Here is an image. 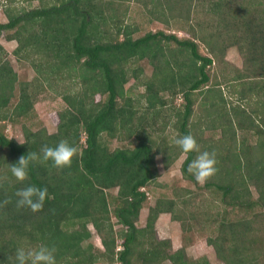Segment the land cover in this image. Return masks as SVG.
<instances>
[{
    "label": "trees",
    "instance_id": "trees-1",
    "mask_svg": "<svg viewBox=\"0 0 264 264\" xmlns=\"http://www.w3.org/2000/svg\"><path fill=\"white\" fill-rule=\"evenodd\" d=\"M33 1L39 5L5 10L8 20L0 22V37L17 43L13 55L28 60L36 74L30 82L20 81L2 59L0 44V123L31 118L45 90L56 92L66 107L53 133L24 127L23 145L0 128V262L13 264L17 247L43 243L56 248L57 264H210L206 257L189 259L184 245L173 250L170 241L156 235L162 214L181 222L182 232L190 231L192 225L179 213V204H193L190 190L177 194V200L158 199L148 208L145 225H136L148 200L142 189L158 175L156 158L169 168L184 154L174 139L191 134L200 151L217 155V172L203 188L220 192L221 203L243 214L237 220L213 219L207 243L222 264L263 263L264 0H174L162 15L148 13L165 24L171 16L182 18L180 25L184 22L183 30L192 38L183 40L163 31L134 37L139 26L126 22L125 8L112 5L123 0H22ZM192 7L212 26L194 23ZM232 47L243 65L222 74L236 96L229 106L220 84L209 87L207 68L213 58L225 60ZM143 60L153 70L141 79ZM130 79L141 92L125 88ZM62 82L67 84L58 89ZM176 96L182 107L173 105ZM199 101L201 112H196ZM216 129L219 139L211 134ZM205 131L211 138L204 137ZM238 132L250 133L254 143L240 140ZM61 140L77 148L71 167L57 170L36 160L26 181L11 175L8 164ZM184 155L183 178L197 184L188 172L197 153ZM29 184L48 191L42 210L35 213L15 203V192ZM250 186L257 191L255 199ZM90 227L101 247L92 243Z\"/></svg>",
    "mask_w": 264,
    "mask_h": 264
},
{
    "label": "rangeland",
    "instance_id": "rangeland-1",
    "mask_svg": "<svg viewBox=\"0 0 264 264\" xmlns=\"http://www.w3.org/2000/svg\"><path fill=\"white\" fill-rule=\"evenodd\" d=\"M113 2L114 3L112 5L114 7L116 5L120 10L124 8L126 9L127 23L139 26V30L136 32L134 37H140L148 31H152L154 33L157 31H163L166 35H175L180 40H183L185 38L192 39L191 36L188 37V35L185 34V30H183L187 27L185 26L184 22L182 25H180V23L182 22V18L179 20L174 19L173 16H171L169 24H165L162 23L163 21L152 20V17L148 14L150 11L153 10L155 15H162V13H164L163 7L165 6L167 9V5H169L170 2L171 4H173L174 0H123ZM6 3V0H0L1 23H6L8 20L5 14V10L7 9H9L8 11L10 12L11 10H13L12 12H15L21 11L22 9H31L39 5L37 1L22 2V0H13L9 4ZM112 5L111 7L113 8ZM194 9L195 7H192V21L194 23L197 22L200 25L205 24L206 26L207 24L209 27H211L212 20L208 21L204 18L203 14H197V10ZM181 11L182 9L179 12ZM163 17L166 19L165 16ZM196 43L198 45L199 52L202 55H207V50L204 45L200 42ZM0 44L4 49V52L1 53L2 59H6L10 62L14 71L17 73L20 81L30 82L36 76V74L33 71L28 60H18L13 55V51L17 47V43L15 41H7L5 36H2L0 37ZM173 48H177L176 45H173ZM242 59L243 58L240 56L238 50L235 47L228 48L225 53V60H227L228 62H226L223 58L221 60H216L215 58H213V64L210 68H207L208 75L211 78V83H209V87H212V85H214L215 83L220 84V87L224 89L223 92L225 97L229 99L231 103H229V106H232L233 103L235 104L236 96L234 94L229 93V83H225L226 81L224 80L227 77L223 76L222 74L227 73L229 70H236V68H242ZM139 67L142 68L141 79H143L144 77L147 78L152 74L153 69L151 65L147 63L146 60L141 61ZM66 84L67 83L62 82L56 87L60 89ZM132 87H134V93L142 91V88L140 86L136 87L134 79H130V81L125 86L126 89H130ZM238 88L240 90V87ZM16 102L17 97L12 100L11 105L13 106ZM174 102L175 103L173 105L177 108L182 107L184 103L180 96H176ZM199 104L200 101L199 103H197V106H195L196 112H201ZM65 107V104L63 103L61 98L56 94V92H54L53 90H45L37 98V101L34 106L35 113L31 114V118H17L15 122H2L0 123V128L8 138L15 139L17 142H24V127L32 129L33 132H36L39 129L45 127L49 133H53L57 129L58 114ZM219 119L224 120V118L222 117ZM225 121L227 123V119H225ZM228 127L229 125L227 123L225 129H227ZM229 131L227 132L228 135L230 134ZM220 133V130L216 129V131L212 132L211 134L218 137L220 136ZM211 134L209 131H205L204 137L211 138ZM243 137L249 143L253 144L255 141L250 133L242 134L241 132H238V138L241 140ZM185 157L186 156L184 154L181 155L167 169L163 167L161 157L158 156L156 158L158 175L156 179L146 187V189H142L143 191L146 190L148 200L145 202L142 210L140 211V216L136 225L138 227H142L145 225V220L148 214V208L154 206L155 202L158 199L167 198L177 200V194L183 195L184 190H190L192 192L193 204L188 205L186 207L185 205L179 204V208L181 211L179 213L182 217V221L192 225L190 231L182 232L181 222H173L169 214H162L159 216L155 225L157 238L159 240L170 241L173 250L180 249V247L184 245L187 257L191 260L206 257L210 264H222V262L216 258L212 246L207 243L208 237L211 236V233L214 231L211 222L213 219H221L222 217H225L228 220H237L240 219L243 214L239 213V210L231 209L230 207H226V205L221 203L220 192L214 189L208 191L203 188L204 184H194L185 180L181 172V164ZM250 190L252 192L253 199L257 198L258 194L256 189L250 186ZM111 191L112 193H116V189ZM190 213H192L193 217L186 218L185 214ZM112 220L115 224V229L118 230L119 225H117L116 219L112 218ZM90 229L93 234L91 239L92 243L95 244L96 247H101L99 237L97 236L92 227H90ZM261 235L264 236V232ZM165 264L170 263L165 262ZM261 264H264V261Z\"/></svg>",
    "mask_w": 264,
    "mask_h": 264
},
{
    "label": "clouds",
    "instance_id": "clouds-1",
    "mask_svg": "<svg viewBox=\"0 0 264 264\" xmlns=\"http://www.w3.org/2000/svg\"><path fill=\"white\" fill-rule=\"evenodd\" d=\"M21 145L24 143L18 141ZM174 144L184 154L196 152L197 155L188 165V172L195 180L200 183H206L217 172V155L215 151H200L195 137L191 134L178 135L174 139ZM77 153V148L67 140H61L55 146L45 145L40 153L29 151L27 155H22L18 162L9 166L11 175L20 182L28 179L29 167L31 162L39 160L52 168L62 170L72 165L73 158ZM16 207L19 209L27 208L32 212L42 210L48 197L47 188H40L29 184L15 192ZM2 264V262H0ZM13 264H57L56 248L48 244H39L37 246L23 245L17 247Z\"/></svg>",
    "mask_w": 264,
    "mask_h": 264
},
{
    "label": "built area",
    "instance_id": "built-area-1",
    "mask_svg": "<svg viewBox=\"0 0 264 264\" xmlns=\"http://www.w3.org/2000/svg\"><path fill=\"white\" fill-rule=\"evenodd\" d=\"M144 190V189H143Z\"/></svg>",
    "mask_w": 264,
    "mask_h": 264
}]
</instances>
